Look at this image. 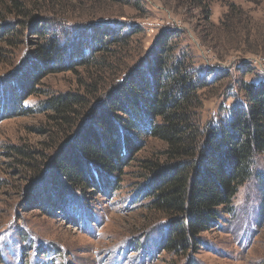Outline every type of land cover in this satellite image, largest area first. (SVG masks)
I'll use <instances>...</instances> for the list:
<instances>
[{
  "label": "rangeland",
  "instance_id": "374dc122",
  "mask_svg": "<svg viewBox=\"0 0 264 264\" xmlns=\"http://www.w3.org/2000/svg\"><path fill=\"white\" fill-rule=\"evenodd\" d=\"M229 3L237 10L224 19ZM27 7L28 17L0 7V86L29 71L36 50L50 40L69 57L81 46L90 58L92 48L120 33L119 44L125 45L97 55L109 70L90 62L38 78L34 89L41 94L23 101L33 109L26 116L15 114V105L6 113L9 99L0 90V264H264L263 180L257 174L239 187L231 211L200 234L193 250L157 249L168 220L149 209L152 199L143 194V161L155 159L165 146L153 138H143L121 174L106 177L115 180L113 186L104 181V192L74 191L82 204L49 211L42 199L60 178L55 158L76 143L82 129L61 135L51 112L40 108L48 96L83 93L87 76V83L103 82L92 103L101 107L116 77L136 67L134 74L147 75L145 67L167 43L176 56L188 54L206 81L220 79L198 92L196 113L202 126L225 123L244 99L242 83H264V0H63ZM263 158L256 169L264 173Z\"/></svg>",
  "mask_w": 264,
  "mask_h": 264
},
{
  "label": "trees",
  "instance_id": "16d2710c",
  "mask_svg": "<svg viewBox=\"0 0 264 264\" xmlns=\"http://www.w3.org/2000/svg\"><path fill=\"white\" fill-rule=\"evenodd\" d=\"M34 1L57 5L63 0H0V7L5 12L28 17L31 13L27 5ZM235 10L237 7L229 3L224 19H229ZM121 34L92 48L94 54L90 58L83 56L86 50L81 46L69 57L57 42L50 40L36 50V61L29 71L15 74L0 86V90L5 88L9 99L6 113L14 105L15 114L31 113L33 109L24 107L23 101L41 94L34 89L38 78L91 63L92 67L105 66L109 70L97 55L124 46L125 43L119 44V38H123H117ZM133 34L131 31L129 35ZM184 53L176 56L163 43L151 65L145 67L151 75L143 72L139 77V71L134 74L138 67L125 71L116 77L119 83L108 91V98H101L104 99L101 107L92 103L101 93L103 82L96 78L93 84L87 83L91 76L83 81L81 94L47 97L40 108L51 112L57 129L63 130L59 133L69 134L78 128L82 134L76 135L73 141L76 143L56 156L54 162L60 178H54L58 184L53 183L51 191L45 193L44 207L49 211L69 209L82 204L74 191L92 189L101 193L105 191L103 186L107 187L104 181L113 186L115 180L109 183L106 177L122 173L134 153L144 146L143 138L157 139L165 145L155 159L143 161L148 173L143 194L152 199L148 207L168 220L159 250L170 253L197 247L200 234L210 231L221 214L231 211L239 187L256 174L263 180L264 193V173L256 169L257 161L264 156V83H242L244 99L230 109L227 121L202 126L196 113L200 105L198 92L220 79L206 81L203 72L194 69V62H189L188 54ZM73 60L76 63L69 65ZM147 76L150 80L145 79ZM2 111L0 106V115ZM61 126H66L65 130Z\"/></svg>",
  "mask_w": 264,
  "mask_h": 264
}]
</instances>
